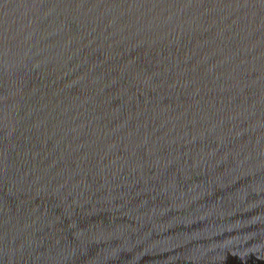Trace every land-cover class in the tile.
<instances>
[{
  "label": "water",
  "instance_id": "1",
  "mask_svg": "<svg viewBox=\"0 0 264 264\" xmlns=\"http://www.w3.org/2000/svg\"><path fill=\"white\" fill-rule=\"evenodd\" d=\"M0 264H264V0H0Z\"/></svg>",
  "mask_w": 264,
  "mask_h": 264
}]
</instances>
